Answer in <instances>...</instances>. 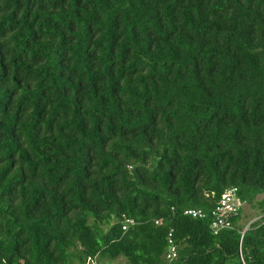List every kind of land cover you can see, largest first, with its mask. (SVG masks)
Returning a JSON list of instances; mask_svg holds the SVG:
<instances>
[{
	"label": "trees",
	"instance_id": "1",
	"mask_svg": "<svg viewBox=\"0 0 264 264\" xmlns=\"http://www.w3.org/2000/svg\"><path fill=\"white\" fill-rule=\"evenodd\" d=\"M228 189L257 219L215 235ZM171 231L264 264V0H0V264H167Z\"/></svg>",
	"mask_w": 264,
	"mask_h": 264
},
{
	"label": "built area",
	"instance_id": "2",
	"mask_svg": "<svg viewBox=\"0 0 264 264\" xmlns=\"http://www.w3.org/2000/svg\"><path fill=\"white\" fill-rule=\"evenodd\" d=\"M244 203L237 196L236 189H228L221 197L218 206L213 211L212 231L218 235L223 230H231L234 228L233 218L242 210ZM185 215L193 218H204L205 213L202 210H187ZM136 225V222L131 218H125L123 230L126 231L130 226ZM156 225H162V221H156ZM244 234V232H243ZM169 252L167 254V264H174L178 257L177 245L173 239L172 231L168 235ZM87 264H99L97 257L89 258Z\"/></svg>",
	"mask_w": 264,
	"mask_h": 264
},
{
	"label": "rangeland",
	"instance_id": "3",
	"mask_svg": "<svg viewBox=\"0 0 264 264\" xmlns=\"http://www.w3.org/2000/svg\"><path fill=\"white\" fill-rule=\"evenodd\" d=\"M256 210L251 206L244 204L242 208V223L245 225V229L251 225L257 219ZM136 251H139V254L142 257H150L153 254V250L145 246L137 244ZM102 264H128L127 260L118 256L116 259H105L102 261Z\"/></svg>",
	"mask_w": 264,
	"mask_h": 264
},
{
	"label": "water",
	"instance_id": "4",
	"mask_svg": "<svg viewBox=\"0 0 264 264\" xmlns=\"http://www.w3.org/2000/svg\"><path fill=\"white\" fill-rule=\"evenodd\" d=\"M249 229V226L244 230V233Z\"/></svg>",
	"mask_w": 264,
	"mask_h": 264
}]
</instances>
